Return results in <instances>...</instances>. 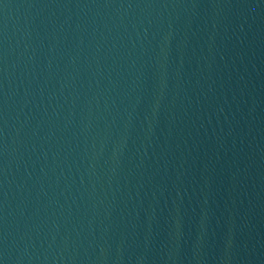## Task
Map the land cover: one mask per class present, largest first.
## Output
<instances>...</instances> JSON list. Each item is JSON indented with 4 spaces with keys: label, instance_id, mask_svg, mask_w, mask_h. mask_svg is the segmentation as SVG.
Returning a JSON list of instances; mask_svg holds the SVG:
<instances>
[{
    "label": "water",
    "instance_id": "1",
    "mask_svg": "<svg viewBox=\"0 0 264 264\" xmlns=\"http://www.w3.org/2000/svg\"><path fill=\"white\" fill-rule=\"evenodd\" d=\"M0 264H264V0H0Z\"/></svg>",
    "mask_w": 264,
    "mask_h": 264
}]
</instances>
